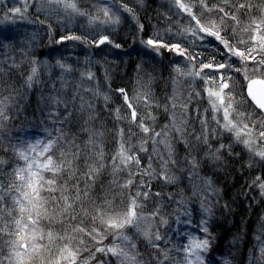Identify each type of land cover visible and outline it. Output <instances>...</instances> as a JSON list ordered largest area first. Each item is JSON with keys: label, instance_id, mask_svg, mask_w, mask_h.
Wrapping results in <instances>:
<instances>
[{"label": "snow or ice", "instance_id": "snow-or-ice-1", "mask_svg": "<svg viewBox=\"0 0 264 264\" xmlns=\"http://www.w3.org/2000/svg\"><path fill=\"white\" fill-rule=\"evenodd\" d=\"M101 2L105 6L97 7L96 10L103 14V19L99 15L90 16L89 23L118 24L119 16L107 5V0ZM172 2L176 9L175 15L188 18L190 26L182 27L175 33L169 27L168 42L155 35L146 44L158 53L167 49L193 62L201 53H192L181 47L188 36L194 38V43L199 41L205 50L212 47L214 53L219 55V60L214 55L207 63L201 62L198 70L185 72L180 67L174 69L178 76L203 80L207 106L202 112L197 107L193 116L190 105L194 97L192 93L186 98L181 96L176 90L178 80H173V92L163 104L154 98L150 89L137 91L131 97L124 88L118 89L126 106V114L121 115L122 109L117 107L115 119L118 123L126 122L128 127L116 129L112 141L115 149L110 161H106L103 132L86 126L83 131L88 134V139L81 146L76 142V135L69 138L64 125H69L70 130L75 127L78 121H74L73 117L76 113H80L81 118L83 114H88L85 125L97 119L95 105L85 99V93L91 92L92 97L103 96L106 106L111 97L98 89H84L77 84L69 98L70 84L64 73L71 69L58 62L62 70L60 87L57 88L53 81L51 94L47 97L41 94V102L50 109L48 118L52 120L53 126L60 125L55 128L58 135L54 136L45 129L44 137L26 140L18 132L16 142L10 140L7 146H3L4 140L0 137V151L7 153L10 149L18 160L23 161V165L17 164L13 168L9 174L11 179L5 185L3 166L8 161L0 157V245L8 248L7 254H4V248L0 246V264H112L110 257H115L119 264H166L173 258L166 251L162 253L163 259L156 258L162 251L157 242L163 237L159 229L152 230L159 217V203L151 213L145 214L144 202L151 201L153 197H162L161 192H152L151 181H156L163 188L180 184L185 179L190 195H186L182 188L178 204L184 208L183 215L189 217L184 223L192 225L191 216L195 209L189 208V205L199 200L202 218L195 225V231L202 235L193 232L186 234L187 242L177 248V251L183 252V256L176 259L174 264H207V259H215L206 256L214 241L208 226L207 217L212 214L208 200L210 196L219 195L220 189L215 187L210 177L200 174L202 166L211 162L214 168L219 166L223 170L227 166L226 158L247 154V163L241 165L242 168L259 166L264 169V0H217V4L212 7H209L208 0ZM49 3L63 6L65 10L70 9L79 16H88L87 11L80 9L77 0H49ZM197 6L203 9L199 14L194 11ZM121 10L133 14L135 18L134 9L125 0H120L117 11ZM10 11L21 14V8ZM254 11L259 12V16H252ZM205 13L217 16L218 22L216 19L205 21ZM242 14L251 16V23L242 29L249 34L248 39L232 43L233 37L226 33L227 21H234L239 27ZM235 33L236 28L233 29V36ZM173 36L183 39L178 43H170ZM62 39L76 40L80 37ZM105 42L111 43L107 35L101 36L97 43ZM240 45L244 46L243 50ZM232 57H239L241 67L233 69ZM249 62L253 65L251 68ZM3 64L4 61H0V93L4 87ZM31 64L30 73L22 86L29 90L42 83L38 61L32 60ZM19 67L13 60L9 70ZM232 71L242 73L247 81V92H241L239 98L235 94L234 84L230 83L234 77L224 74ZM94 76L92 72L81 73V83L85 77L92 80ZM137 82L140 83L139 80ZM13 91L16 92L15 96L0 94V129L12 118L8 112L10 105L23 97L22 92ZM201 97V91H195V98ZM141 105L142 111L139 110ZM154 108L162 109V114H167V122L159 130L156 127L158 116L152 111ZM196 121L199 131L195 127L190 130V124ZM133 129H138V132ZM138 135L143 138L138 145H133L131 140ZM181 145L185 151L183 156L179 155ZM236 148L240 150L235 151ZM201 152L202 157L199 156ZM140 153L148 154L146 166L142 163L143 156ZM80 160L84 161L82 167L78 166ZM109 167L112 179L107 185L101 182L102 187L97 189L101 173ZM125 172L127 178L121 182L120 174ZM145 177L149 179L145 180ZM249 186L258 188L264 197V175L254 176ZM133 187L136 189L134 192ZM145 188L148 190H142ZM175 196V193L169 192L168 200L174 202ZM86 222H90L91 226H87ZM159 224L167 225L168 220L159 217ZM108 235L113 237L112 245L103 244ZM5 236L7 240H4ZM117 239L119 243L115 242ZM255 239L260 251V256L255 259L259 264L264 261V228ZM89 240L102 246L92 251ZM141 244L154 250L149 253L152 259H144L139 251ZM86 252V258L81 259ZM98 254L101 255L98 257ZM223 264H231V261L224 259Z\"/></svg>", "mask_w": 264, "mask_h": 264}, {"label": "rangeland", "instance_id": "rangeland-1", "mask_svg": "<svg viewBox=\"0 0 264 264\" xmlns=\"http://www.w3.org/2000/svg\"><path fill=\"white\" fill-rule=\"evenodd\" d=\"M149 1L153 0H125V2L128 4L129 7L134 9V15L135 18H133V14L130 13H124L121 11H117V8L119 7L120 0H107V5L111 7L112 11L116 13L117 16H119V23L118 24H101L99 22L96 23H89V17L90 16H96L99 15L100 19H103V14L97 12V7H103L105 4L101 2V0H77L78 6L82 11H87L88 16H79L73 13L70 9L65 10L63 6L57 5L56 3H49V0H0V61H4L3 67H4V87L2 90V95L4 96H9V95H16V92L13 91V89L18 90L19 92L23 93V97L16 99L14 101V105L11 109V107L8 109L9 115L12 117L9 121L5 123V126L0 129V137L3 138L4 143L6 146L8 145L9 141L11 140L12 143L16 142V134L19 132L21 134V138L26 139V140H34L36 138H42L46 135L45 129H48L49 131L52 132V134L55 136L57 135L54 134L53 126L51 120L48 118V112L50 111L49 108L44 107L43 103L41 102V94L40 92L37 91V89H41L40 87H43L41 84L36 85L33 89L29 90L27 88L22 87L24 84V80L26 79L27 75L30 73V69L32 67L31 61L29 62V70L27 72L24 69V64L20 63L22 66L19 67L17 70L18 76L16 78V82L13 85H11V81L8 80L9 74L8 70L6 71L5 66L6 62L11 64L13 60L17 62L14 58L16 57L17 54L21 53H31L32 58L35 57H40L39 59H34L38 61V71L40 73V80L41 82L47 81V85L45 88L46 95L48 96L50 93L51 85L49 82H51L55 77V82L56 84L60 83L59 77L62 73V70L58 67V62L61 64H64L68 68L71 69L70 72L64 73L65 79H67L70 82V79H72L74 76L79 77L81 80V73H88V72H93L92 66L96 67L98 65V62L93 59V57H96L94 53L98 54H104L107 55V53H111V48H112V42L116 45L115 39L118 36L117 31L120 29L124 24L125 21L131 22V25L129 28L132 33H134L135 37L134 43L136 44L134 47H129L127 50L121 49L123 52H129L133 50V48H139L141 53L145 56L146 59L150 61V65L152 63H155L157 61L158 64H160V54L166 53L170 57V65H169V72H171V76L169 77V92L166 97L170 96L173 92L174 84L173 80H178V86L176 87V90L181 94L183 97H187L189 93H192L193 97L195 98V91H201L202 93V99H206L205 94L203 93L202 86L204 87L203 80L199 78L193 79L192 77H186V76H178L177 73L174 71L176 67H180L182 70L184 69L183 66L185 67V72L192 70V69H199L200 65V60L202 59V56H200L196 61H186L183 57L177 56L174 52H170L167 49L161 50L159 53L154 51L151 46H148L146 44V41L144 38H141V33L137 34L138 30V17H137V12L138 11H145L143 7L149 6L148 4ZM184 2H188V0H184ZM25 4H27V7L25 8ZM153 4L158 5L159 7V17L162 19L161 22L165 25L164 29L162 30H156L155 29V35H159L160 37L164 38L170 35L168 32L169 27L172 28V32H178L182 27H189V19L188 18H182L178 17L175 15L176 9L173 6L172 0H154ZM209 7H212L216 4H214L211 0H208ZM13 8H21V14H13L11 13L10 9ZM157 9V7L155 8ZM197 14L203 11V9L199 6L194 9ZM144 13V12H143ZM252 16H259V12L254 11L252 13ZM209 19H216L217 22L219 18L214 15H210L208 13L204 14V20L207 21ZM240 19V18H239ZM40 21H43V23H40ZM251 23V16L248 14L245 15L242 19H240V25L239 27H236L234 21H227V28H226V33L228 36V33L230 36L233 37L232 43H235L239 39H248L247 33H244L242 29L249 25ZM59 29L62 28V30L66 29H72L75 31H78L79 28L83 29L85 31V36H88L89 33L92 34L94 32L97 35V38L92 39L90 42L89 38L87 39H58L54 37V34L52 32L51 27H57ZM74 27H77L74 29ZM137 27V29H136ZM236 28V33L233 36V29ZM77 33V32H76ZM107 35L112 42L106 44H98L97 42L101 38V36ZM72 36H78L75 34H69L67 37H72ZM66 37V36H65ZM175 40H180L182 41V37L175 36L173 37ZM173 40V39H172ZM194 38L191 36H188L187 41L184 42L186 43L185 46H188L189 52L192 53H199L197 51H194V47L196 44L199 43V41H196L195 43L193 42ZM171 43H174L171 41ZM218 43V42H216ZM120 45V44H118ZM46 51L44 55L41 57L39 56V48H45ZM183 47V46H181ZM221 47H223L221 45ZM241 50L244 49L243 45L239 46ZM251 47V45H249ZM114 48H120V47H114ZM185 48V47H184ZM187 49V48H186ZM38 52V54H37ZM36 53V54H35ZM94 55V56H93ZM233 63V69L241 67L240 59L239 57H232L231 58ZM138 60V59H137ZM176 61H182V63L175 64L174 62ZM139 66L141 68L144 67V64L138 60ZM172 64V67H171ZM178 65V66H174ZM99 66V65H98ZM165 67H167V64H164ZM249 68H251L253 65L251 62L248 64ZM143 74V73H142ZM225 75H232L234 77L233 81H230V83H233L235 86V94L237 95V98H239V94L241 92L245 93V85L246 82L243 74L242 73H235L234 71L232 72H225ZM13 75V74H12ZM219 74H217L218 77ZM109 76H106V78L103 76V86L105 87V83L108 80ZM148 77L146 76H141L138 75L134 79V87L131 93H129V96H133L136 94L137 91H145L148 90V87L145 86L147 83ZM12 79V77H11ZM140 81L138 84L137 81ZM92 82L91 87L94 90L98 89V83L93 79V81L88 80L86 77L84 78V82ZM201 81V82H200ZM11 86V88H10ZM13 87V89H12ZM146 87V88H144ZM199 87V88H197ZM106 89V88H105ZM12 90V91H11ZM192 91V92H191ZM101 92V90H100ZM119 94V92H117ZM86 94V93H85ZM117 94V95H118ZM120 95H118L119 97ZM154 98L155 95L153 94ZM89 99H100L103 100V96L99 97H92L91 92L87 93V96ZM121 99L123 100V97L120 96ZM200 98V99H201ZM199 99V100H200ZM12 105V104H11ZM10 105V106H11ZM207 106V105H206ZM126 106H124L125 108ZM199 107L197 104H193V101L190 105V112L194 116L195 115V109ZM205 107V106H204ZM124 108L122 109L124 112ZM43 109V111H41ZM35 110V112H34ZM140 111L143 110V106L141 105V108L139 109ZM201 110V109H200ZM202 112V111H201ZM158 116V112L155 114ZM116 121V120H115ZM117 122V121H116ZM167 122V117H158L157 120V130H159V127L162 126L164 123ZM197 124V125H196ZM199 123L198 121L193 122L190 124V130L191 127L198 128ZM59 127V125H55L54 128ZM134 131L138 132V129H133ZM24 133H27V135H24ZM142 135H138L134 137L131 140V143L133 145H138L139 141L142 139ZM227 143V141H224ZM115 149V148H114ZM114 149H109L108 152L112 153ZM240 149L238 148L237 151ZM10 154L11 150L9 149L8 151ZM149 152H151V146H149ZM58 151H57V156H58ZM4 154V152H3ZM6 154V153H5ZM141 156H143V165L146 166L148 163V154L147 153H140ZM14 156V155H13ZM6 155L5 160L7 161L9 158ZM15 158V156H14ZM16 159V158H15ZM245 159H247V154L245 156ZM16 164L18 162H23L18 160L14 161ZM155 167V164H154ZM219 168V167H216ZM264 171V169H262ZM187 175V173H186ZM110 178L112 179V176L110 175ZM127 178V173H121L120 174V180L123 182L124 179ZM110 179V180H111ZM148 177H145V180H148ZM137 183H139V177H137ZM153 192L157 191H162L170 188L171 186H166V187H161L156 181H151ZM251 184V183H250ZM136 189L133 187L132 191L134 192ZM144 191H147L148 189H142ZM254 194L256 197H261V202L264 206V197L260 195V192L258 188H255ZM166 196V194H165ZM165 198L168 197L166 196ZM158 199V200H157ZM156 200L158 201L159 205H163L164 200L161 201V199L157 198ZM178 200V199H177ZM180 200V199H179ZM143 202V201H142ZM168 204H171L172 202L165 201ZM209 202V200H208ZM148 203V201H147ZM151 203V202H150ZM145 205H147L145 203ZM210 206V203H209ZM189 208H194L195 210L192 212L191 220L193 221L192 225H188L184 223L189 217H186L183 215L184 209L181 211L182 217L180 222H177L178 230L176 232H179L181 227V231L176 235L177 239L180 240L179 243L175 244L176 247L175 249H164V251L168 252L169 255L173 258L172 262L169 261L168 264L174 263L176 259H179L183 256L182 251H177V248L181 247L183 244L187 242V233L193 232V234L196 235H202L198 232L195 231V225L199 224V221L202 218L201 211L199 209V200L195 201L193 204L189 205ZM145 214H149L151 212L145 211ZM259 218L257 221H255L256 229L255 230V235L260 234V230L264 228V209L260 211L259 213ZM160 215V214H159ZM213 214H211L208 219V226L211 224L213 217ZM160 217V216H159ZM156 218V222L157 219ZM90 223V222H87ZM254 224V221H253ZM91 226V224H89ZM153 231H156L153 227ZM166 232L165 238L166 240L170 239V235H172V231L164 229ZM127 232V229L125 230ZM170 231V232H169ZM209 231H211L209 229ZM128 234H131L129 232ZM245 235V234H243ZM214 237V241L212 244V248L208 254H206L207 257L211 258L214 257L215 259H207V264H223L224 259H228L231 261V264H257V260L255 258H258L260 256V251H259V246L256 243V240L253 239V235L249 236L250 241H252L253 246H248L246 242L243 240H240L238 237H233L230 236L228 239L225 241H220L217 240L216 236ZM116 243H119V240L117 239L115 241ZM114 243L113 237L111 235H108L106 239L103 241L104 245H112ZM88 245L91 247L92 251H95V247L102 246L95 244V242L89 240ZM173 245V244H172ZM141 246V245H140ZM141 248V247H139ZM7 254V253H5ZM88 253H84L81 259L86 258ZM101 254H98V257ZM112 258L111 261L112 263L119 264L118 261H116L115 257H110ZM259 264H264V261H260Z\"/></svg>", "mask_w": 264, "mask_h": 264}, {"label": "trees", "instance_id": "trees-1", "mask_svg": "<svg viewBox=\"0 0 264 264\" xmlns=\"http://www.w3.org/2000/svg\"><path fill=\"white\" fill-rule=\"evenodd\" d=\"M214 4H217V0H211ZM153 1H149L150 4L149 6L143 7L145 11H138L137 12V17H138V30L137 34L141 33V38H144L145 40H148L150 38H153L155 36V29L156 30H162L164 29V24L161 22V18L159 17L160 11L158 10L159 7L158 5H154ZM157 7V9H155ZM144 12V13H143ZM245 15L247 14H242L240 15V19H242ZM141 25L143 28L141 29ZM57 26V25H55ZM131 22L125 21V24L118 29L117 31V37L115 39L116 45L120 44V48H114L116 45L112 42V48H111V53H107V55L98 54L94 53L96 57H93L94 60L98 62V65L96 67L92 66V70L95 74L94 80L97 81L99 91L101 90V93H105L111 97V100L108 102V105L106 106L105 102L100 99H89L87 96V93L85 95V99L89 100L93 105H95V115L97 116V119L94 121H91L88 125H85V120L87 119V113L83 114V117L81 118L80 113H76L75 116L73 117L74 121H78L75 125V127L69 129V125H64V131L68 133L69 138H71L72 135H76V142L83 146L84 142L87 141L88 139V134L83 131V129L87 127H93L95 130L103 132L104 137L103 141L105 144V152H106V161H110L112 153L108 152L109 149H114L115 144L112 143L113 137L115 135L116 129L119 127H124L127 129L128 125L126 122H116L115 120V109L117 107H120L121 109L124 108L123 100L121 97H118V89L124 88L127 92L131 93L133 90V87L135 86L134 84V79L138 76H147L148 80L145 86L148 87V90L150 89L151 92L155 95V99L159 100L161 104H163L166 100V96L169 92V77L171 76V72H169V61L170 57L168 54L165 52L160 54V64L155 61V63H152L151 65L149 64L150 61L145 58V56L141 53L139 48H133V50L129 52H123V50H127L129 47H134L136 44L133 42L135 37L134 33L131 32L130 30ZM53 30V34L55 38H60L62 39L63 37L69 36V34H77L80 36L81 39H87L89 38L90 42L93 39V37L97 38V35L92 32L88 34V36H85V31L83 29L79 28L78 31L72 30V29H64L62 30L58 28V26L55 28L51 27ZM77 27H74V29ZM137 29V27H136ZM77 32V33H76ZM228 36L229 33H228ZM175 37V36H173ZM162 38V37H161ZM110 39V38H109ZM164 41L168 42V36H164L162 38ZM174 43L181 42L180 40H171ZM170 41V43H171ZM104 44L107 45V42ZM186 43L182 42L181 46L187 48L188 46H185ZM46 51L45 48H39L37 54L39 56H43ZM189 51V50H188ZM194 51H197L201 53L200 56H202V59L200 60V63H207L209 59H211L214 55L216 56V59L219 60V55L217 53H214L212 50V47L209 46L207 50H205L204 47H201L200 44H196L194 47ZM21 53L20 55L17 54L16 57L14 58L19 64L21 61H23L22 64H24V69L27 72L29 70V62L34 59H39L40 57H35L32 58L31 53ZM36 54V53H35ZM93 55V56H94ZM180 58V57H179ZM141 61L144 64V67L141 68L139 66L138 60ZM225 59H228L225 57ZM219 62L223 63L224 60H220ZM12 63V62H11ZM175 64H180L182 61H176L174 62ZM164 64H167L168 66L165 67ZM20 67L22 66L19 64ZM178 65H174L175 67ZM200 67V65H197V67ZM172 67V64H171ZM185 67L183 66V71H185ZM6 71L9 74L8 80L11 81V85L14 87V83L16 82V78L18 76L17 70L19 68H13L9 70V63L6 62L5 66ZM143 73V74H142ZM13 74V75H12ZM103 76L106 78L108 77V80L104 84L105 87L103 86ZM12 77V79H11ZM54 76L53 80L49 82V84H52L53 81H55ZM80 76L76 77L74 76L72 79H70V86L68 88V93H69V98L71 96V92L74 90V86L77 84H80L82 88L86 89L91 87L92 82L88 84V82H83L81 83ZM93 79L91 81H93ZM151 81V83H149ZM202 81V80H201ZM200 81V82H201ZM5 82V81H4ZM47 81L44 84V81L42 82V86L40 87L41 89H37L38 92L43 93L45 97H47L45 88L47 85ZM12 87V89H13ZM56 87H60V83L56 84ZM11 88V86H10ZM106 88V89H105ZM146 88V87H144ZM199 88V87H197ZM204 87L202 86L203 89ZM12 91V90H11ZM192 92V91H191ZM51 94V93H49ZM118 94V95H117ZM200 98H194L193 99V104H197L201 111H203L204 106L206 107L207 105V100L206 99H200ZM14 103L10 106L11 109L13 107ZM9 107V108H10ZM154 114L158 112V117H167V114H162V109L157 110L153 109L152 110ZM35 112V110H34ZM126 113L121 110V115H125ZM52 122V120H51ZM58 125V124H57ZM197 125V124H196ZM53 126V123H52ZM60 127V125H59ZM54 134H56L55 128L53 126ZM197 131H199V126L196 128ZM58 135V133H57ZM7 144V143H6ZM4 143L3 146H6ZM238 148L235 149L237 151ZM12 153V151H11ZM193 154H196L195 152ZM8 156L9 158L7 161L8 163L3 166L4 168V173H5V185H7L8 181L11 179V176L9 175L12 173L13 168L17 165L14 161L18 159L14 158L13 153L10 154L7 152L3 154V151H0V157H5ZM179 155L183 156L185 155V151L183 149V146H179ZM59 156V153H58ZM199 156H203V153H199ZM246 154L243 157H235V158H226V163L227 166L223 168V170H220L219 168H214L209 162L208 164H205L202 166L201 169V175L210 177L213 182L215 187L220 189L219 195L217 196H210L209 197V202L210 206L212 208V217L213 220L211 224H209V229L211 230L212 236H216L217 240L220 241H225L228 239L230 236L233 237H238L240 240L244 239V242L248 244V246H253L252 241H250L249 236L253 235V239L257 235H255V230L257 227L255 224V221L258 220L259 218V213L261 210L264 209V206L261 202V197H256L254 194V189L253 187H250L251 179L254 176L257 175H264V171L259 168V166H254L253 168L249 169L247 167H241V165H246L247 159H245ZM5 159V158H4ZM84 161L80 160L78 162V166L82 167ZM18 164L23 165V162H18ZM219 167V166H217ZM110 172L111 168H107L104 172L101 173L100 179L97 182V189L102 187L103 185H107L108 182L110 181ZM185 177L187 176L186 173L184 174ZM102 182V184H101ZM187 185V180L185 179L182 183L177 184L175 186H171L170 188L159 191L162 193V197L159 198L164 200L163 205L160 206V217H163L164 219L168 220L167 225H160L159 224V218L157 219L155 229H159L162 235V240L158 241L157 243L159 244L160 249L162 250L161 253L156 257L157 259H163L162 253L164 252V249H175L177 243L180 242V240L177 239L176 235L179 232H176L178 230L177 222L181 220L182 214L181 211L184 209L183 206L178 204V201L180 199V190L183 188L185 189V194L190 195V191L186 188ZM83 187V185H81ZM153 187H152V192H153ZM172 192L175 193V201L172 202L171 204L166 203L165 201H168L166 196L168 197V193ZM154 193V192H153ZM166 194V196H165ZM156 197H153L151 201L144 202L147 205H145L144 210L147 212H152L158 203V199L156 200ZM178 199V200H177ZM151 202V203H150ZM117 204H119V200L116 201ZM179 218V220L177 219ZM254 221V224H253ZM90 223L86 222L87 226ZM168 231H174L172 235H170V239L166 240L165 235L166 232L165 230ZM169 231V232H170ZM245 234V235H243ZM8 237L5 236L4 240H7ZM256 240V239H255ZM146 243V241H145ZM257 243V242H256ZM173 244V245H172ZM3 246L4 248V254L7 253L8 248L6 245H0ZM139 251L141 254L144 256V259L150 260L152 259L151 256H149V253H152L154 250L151 249L150 247H144L143 244L139 246ZM112 260V258H111ZM113 262V261H112ZM172 262V261H171ZM170 264H174L171 263ZM113 264V263H112ZM117 264V263H115ZM168 264V262H166Z\"/></svg>", "mask_w": 264, "mask_h": 264}, {"label": "water", "instance_id": "water-1", "mask_svg": "<svg viewBox=\"0 0 264 264\" xmlns=\"http://www.w3.org/2000/svg\"><path fill=\"white\" fill-rule=\"evenodd\" d=\"M247 87H248V85H247V82H246V85H245V94L247 92Z\"/></svg>", "mask_w": 264, "mask_h": 264}]
</instances>
